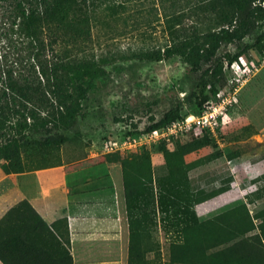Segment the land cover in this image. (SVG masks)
Segmentation results:
<instances>
[{
  "label": "rangeland",
  "instance_id": "rangeland-1",
  "mask_svg": "<svg viewBox=\"0 0 264 264\" xmlns=\"http://www.w3.org/2000/svg\"><path fill=\"white\" fill-rule=\"evenodd\" d=\"M195 1L99 0L94 5L92 35L74 52L107 57L105 73L86 92L75 124L59 130L64 142L44 144L55 130L29 132L21 137L16 166L0 159V218L27 200L22 190L38 193L35 172L64 161L71 167L76 161V168H83L78 177L91 176L93 184L111 186L114 199L118 194V223L101 252L121 256L124 264L168 263L171 245L182 240L185 225L191 238L230 227L264 237V18L242 39L221 45L218 58L225 63L219 76L211 75V61L193 70L179 55L129 57L131 51L169 44L174 36H169L166 19L173 13L188 12L185 23L198 24L188 10ZM236 53L239 63L254 73L239 86L237 102L219 118L217 136L191 131L124 149L126 137L145 132L172 107L195 112L211 84L232 87L235 75L226 55ZM12 134V129L0 132V143ZM6 166L11 171L5 172ZM57 221L64 232L63 218Z\"/></svg>",
  "mask_w": 264,
  "mask_h": 264
},
{
  "label": "trees",
  "instance_id": "trees-1",
  "mask_svg": "<svg viewBox=\"0 0 264 264\" xmlns=\"http://www.w3.org/2000/svg\"><path fill=\"white\" fill-rule=\"evenodd\" d=\"M98 1L0 0V132L13 131L0 143V159L16 166L22 138L29 132L55 130L54 136L45 139V145L66 140L59 130L75 124L86 92L105 73L108 62L107 57L76 56L74 52L92 35L93 13L97 10L94 5ZM263 3L196 0L188 10L197 17L198 24L185 23L188 12L173 13L166 19L169 36H174L172 41L164 47L131 51L129 57L162 60L179 55L193 70L211 61V75L219 76L225 63L218 58L219 48L242 39L257 27L264 18ZM226 56L228 65L239 59V53ZM219 89L211 84L193 113ZM185 114L174 106L143 131L166 126ZM207 133L204 130L202 135ZM4 171L11 168L6 166ZM32 207L28 199L22 200L0 218V261L73 264L66 219L62 217V232L58 218L49 224ZM188 230V225L182 228V240L172 243L165 264H264V237L259 234L230 227L191 238ZM217 245L223 246L211 249Z\"/></svg>",
  "mask_w": 264,
  "mask_h": 264
},
{
  "label": "crops",
  "instance_id": "crops-1",
  "mask_svg": "<svg viewBox=\"0 0 264 264\" xmlns=\"http://www.w3.org/2000/svg\"><path fill=\"white\" fill-rule=\"evenodd\" d=\"M72 164L67 167L64 161L35 172L38 193L20 190L47 223L58 217L66 219L73 264H124L121 256H106L101 252L118 223L119 211L114 210L118 194L115 192L114 199L111 186L93 184L96 178L91 176L78 177L83 168H76V161Z\"/></svg>",
  "mask_w": 264,
  "mask_h": 264
},
{
  "label": "built area",
  "instance_id": "built-area-1",
  "mask_svg": "<svg viewBox=\"0 0 264 264\" xmlns=\"http://www.w3.org/2000/svg\"><path fill=\"white\" fill-rule=\"evenodd\" d=\"M230 68L235 75V82L232 87L219 89L214 96L203 102L196 113H187L180 119L160 128L129 135L123 140L124 149H135L149 142L187 136L191 131L207 130L210 134L217 136L219 118L237 102L239 86L248 80L249 74L254 73L253 68L248 65H241L238 60H234L230 64Z\"/></svg>",
  "mask_w": 264,
  "mask_h": 264
}]
</instances>
